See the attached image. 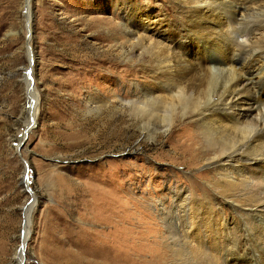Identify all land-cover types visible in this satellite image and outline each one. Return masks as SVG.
<instances>
[{
  "label": "rangeland",
  "instance_id": "374dc122",
  "mask_svg": "<svg viewBox=\"0 0 264 264\" xmlns=\"http://www.w3.org/2000/svg\"><path fill=\"white\" fill-rule=\"evenodd\" d=\"M26 1L0 0V264L150 261L149 244H171L163 236L155 238L164 228L156 213L161 197L162 203L172 207L167 197L175 189L205 197L200 191L213 172L208 159L236 150L264 160V138L255 146L242 145V136L256 135L251 125L232 131L236 140L232 135L225 142L220 139L222 145L202 140L192 107L201 108L211 92L225 90L232 75L213 76L197 100L187 96L174 100L164 87L168 78L149 74L157 53L129 38L134 25L143 32L139 19L147 23L148 42L163 47L180 41L181 54L198 63L212 56L196 41L194 24H189L179 0H29L31 79L38 104L34 125L28 129ZM133 7L148 13L146 18L136 16ZM223 18L219 16L221 23ZM242 22L240 30L252 22L263 26L264 10L243 17ZM226 32L220 42L232 37ZM262 34L254 51L250 47L255 43L241 53L243 65L262 52ZM251 71L247 77L251 90L264 98V77L257 80V68ZM144 85L164 96L162 102L178 104L169 130L142 129L141 118L135 120L130 113V103L141 97ZM243 99L245 106L252 104L248 101L252 98ZM100 101L106 104L100 107ZM148 103H152L149 108L157 105ZM263 110L258 122L264 121ZM184 132L192 136V154L174 146ZM21 160L27 164L26 184L35 199L22 185ZM257 180L258 194L264 196V172ZM255 189L247 201L257 196ZM216 201L227 233L234 237L233 256L227 264H262L264 254L255 252L253 234L248 232V227L257 225V218L247 210L234 211L221 198ZM26 204L33 208L22 253ZM113 224L124 229L110 236L98 232H106ZM176 263L200 264L199 259L182 254Z\"/></svg>",
  "mask_w": 264,
  "mask_h": 264
},
{
  "label": "bare ground",
  "instance_id": "6f19581e",
  "mask_svg": "<svg viewBox=\"0 0 264 264\" xmlns=\"http://www.w3.org/2000/svg\"><path fill=\"white\" fill-rule=\"evenodd\" d=\"M28 1H26L25 8V15H27L26 29L31 33ZM179 2L182 11H186L189 16V24L191 22L194 24L195 34H197L196 41L207 47L212 53L208 60H202L198 63L195 62L196 59L188 58L181 54L183 48L180 41L176 44L167 43L166 45L165 43L163 47H159L156 43L148 42L150 37L146 36L147 23H142L140 19L138 22L144 26L142 28L143 32L139 33L138 27L134 25V29L132 28L129 31V38L135 39V45L141 46L140 48L145 46L149 50H155L157 55L154 59L153 70L149 74L152 77L165 75L168 78V83H164V87H167V92L171 99L175 100L187 96L197 100L200 93L208 88L213 76L223 73L232 75L226 84L225 90H222L221 93L211 92L201 108L192 107L195 119H199V123L196 126L201 130L200 134L204 142L215 141L218 143L220 139L231 137L232 131L243 128L248 129L252 125L253 129L256 128V135L251 136L252 132H250L251 134L248 133L246 136H242L240 142L242 141V145L249 144L247 147L257 145L258 143L256 144V142L264 138V121L258 122L261 120V108L264 109V98H259V94L256 95L252 92L248 72H252L251 70L254 71L257 68V80H261L264 77V48H259L262 52L258 54L256 52L246 62L247 64L243 65L240 58L245 48L253 45L255 41L256 43L258 42L257 40L264 33L262 29L264 25L257 27V24L252 22V24L250 23L251 26H249L247 22L248 24L246 25L249 28L240 29L242 28V23H245L242 22L243 17L252 15L255 12L257 14V12L264 10V0H179ZM133 11L136 16L140 17H145L148 14L137 7H133ZM219 16L224 17V23H221ZM206 22H208V25ZM259 24L261 23L259 22ZM225 32H231L232 37L228 35L230 36L229 39L227 37L224 42H220L219 37L222 38L221 36ZM29 40L30 37L26 41L28 60L32 59L33 61V54L31 49L29 50ZM256 43L250 49L252 47L256 48ZM262 46L264 47V45ZM254 49L252 48L253 51ZM209 60L212 62L210 63ZM207 61L209 62L208 65ZM24 83L29 108H32L31 119L27 122V128L29 129L34 125L38 97L33 86L29 87L27 76L24 79ZM162 85L161 87H163ZM171 90L174 91V94H171ZM187 92L188 94L186 95ZM245 92L248 94H245ZM140 94L141 97H136L134 102L130 103V113L135 120L141 118V128L148 130L151 127L156 130L160 127L164 131L169 130L174 118L172 110H176L178 104H175L174 100L162 102V98L165 99V97L155 95L154 91L146 85H144ZM243 96L252 98L247 99L252 102L250 106L243 104L245 102ZM148 102H155L157 105L149 108L148 104L152 103ZM159 103L161 104L159 105ZM100 104V107H103L106 103L101 102ZM121 105L119 104L120 107ZM181 109V111L184 110L183 108ZM234 135L236 134L234 133ZM234 135L232 136L235 137ZM178 137V144L174 145L176 149L181 153L192 154L191 148H189L193 141L192 136L188 132H184ZM223 141L219 142L220 145H222ZM217 148L219 149L220 146ZM192 160L193 157L190 161ZM207 166L213 168V172H210L209 180L200 191L205 197L200 198L191 190L188 192L184 189H175L171 192V196L167 197L169 200L172 199L173 207L170 204L162 203L163 197L159 200L161 204L156 207V213L158 218L162 220L164 228L155 234V238L163 236L171 244L163 245L154 241L148 245L149 247L146 250L150 253V261L141 262L139 258H133L124 264H162L167 262L169 264H177L176 259L180 254L197 258L200 264H227L228 259L233 256L232 252L235 246H233L232 242H234V237L227 233L217 205V198L230 203L234 211H237V209L247 210L257 218V225L253 228L248 227V232L253 234V239L256 243L255 252L264 254V196L259 195L257 191V175L264 172V160L258 157L248 158L243 152L233 150L222 152L209 158ZM254 189L257 191V196L247 201L246 199L255 193ZM29 195L34 198L32 192ZM32 208L28 206L24 212L23 249L20 250L22 253L25 249V242L29 237L28 225ZM123 227L122 224H113V227H109L106 232H98L102 234L108 233L106 235L110 236L113 231L122 230L124 229ZM259 263L264 264L262 261ZM101 264L111 263L102 262Z\"/></svg>",
  "mask_w": 264,
  "mask_h": 264
},
{
  "label": "water",
  "instance_id": "95a60500",
  "mask_svg": "<svg viewBox=\"0 0 264 264\" xmlns=\"http://www.w3.org/2000/svg\"><path fill=\"white\" fill-rule=\"evenodd\" d=\"M23 15H25V10L23 11ZM27 31V34L25 35V41H28V39H29V37L31 36V33L29 32V30H26ZM32 59H29L28 60V66H27V68L24 70V74H26V76H27V79H28V84H29V87H32V79H31V67H32ZM31 107L29 108V112H28V117H29V119H31ZM26 133H27V131L25 130V133H24V137H25V135H26ZM22 161V163H23V167H24V173H23V177H22V185L23 186H25L26 188H27V191H28V194L29 193H31L30 192V190H29V188L26 186V173H27V164H26V162L25 161H23V160H21ZM30 202V201H29ZM28 202V203H29ZM27 203V204H28ZM26 204V205H27ZM25 205V206H26ZM24 206V207H25ZM23 207V208H24ZM23 208H22V210H23ZM22 221H23V219H22ZM22 227H23V223H22ZM21 238H22V231H21V233H20V240H21ZM23 249V244H21L20 243V245H19V250H22ZM21 262H23V259H22V261Z\"/></svg>",
  "mask_w": 264,
  "mask_h": 264
}]
</instances>
